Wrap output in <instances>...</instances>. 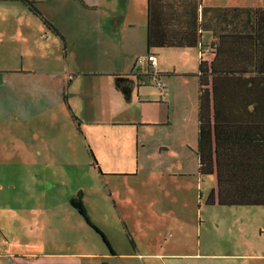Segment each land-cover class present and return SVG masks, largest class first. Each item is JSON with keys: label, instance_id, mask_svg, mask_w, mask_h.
Here are the masks:
<instances>
[{"label": "crops", "instance_id": "1", "mask_svg": "<svg viewBox=\"0 0 264 264\" xmlns=\"http://www.w3.org/2000/svg\"><path fill=\"white\" fill-rule=\"evenodd\" d=\"M35 1L63 39L24 2L0 0V125L19 128L11 133L13 149L21 153L26 143L34 150L28 166L63 167L60 180L48 175L51 187L40 204L64 209H0V264H183L227 256L223 249L203 254L202 240L198 247L195 240L209 221L204 208L219 206L206 204L217 180L200 174L196 152V73L202 48L213 42L212 32L198 30V15L202 7L264 8V0ZM150 6L159 45L152 49ZM149 53L157 56L162 89L141 77L147 62L138 59ZM121 76L133 83H118ZM122 86L132 87L130 97ZM71 176L90 182L72 186L57 204L55 188L68 187ZM37 177L38 170L26 175ZM79 191L115 255L72 207Z\"/></svg>", "mask_w": 264, "mask_h": 264}, {"label": "trees", "instance_id": "2", "mask_svg": "<svg viewBox=\"0 0 264 264\" xmlns=\"http://www.w3.org/2000/svg\"><path fill=\"white\" fill-rule=\"evenodd\" d=\"M19 1L28 5L49 30L63 39L35 0ZM151 8L148 43L152 49L159 45L153 43ZM198 18V30L213 34V42L202 48L196 73L199 77L196 148L199 172L214 174L217 180V188L206 197V204L264 206V8L202 7ZM206 54L211 58L207 59ZM153 72L147 62L146 73L141 77L146 76L149 83L157 85ZM158 81L163 84L160 75ZM74 118L80 126V120ZM93 161L97 165L96 158ZM71 204L115 255L105 233L90 218L82 191L72 198ZM124 228L135 247L132 234Z\"/></svg>", "mask_w": 264, "mask_h": 264}, {"label": "rangeland", "instance_id": "3", "mask_svg": "<svg viewBox=\"0 0 264 264\" xmlns=\"http://www.w3.org/2000/svg\"><path fill=\"white\" fill-rule=\"evenodd\" d=\"M11 129L9 130L6 124L0 125V155L4 149L0 161L13 153L16 154L15 158L8 159L3 165H0V186H2V189L0 188V209H6L8 206H15L16 209H64V206L61 204L58 207L52 206L51 208L45 207L42 203L40 204L43 201V195L48 196L49 188L51 187L48 175L52 173L60 180V172L63 167L57 169L59 167L55 164L53 166H28L24 160H29L33 157L34 150L26 143L21 153H18V150H14L13 145L15 140L11 136V133L19 128ZM52 152L54 155H50L49 159L57 162V157L59 156L55 155V151ZM43 168L47 170V173L39 175V171ZM65 168L69 169L67 166ZM35 170H38V177L35 180L26 179V175L34 173ZM19 174L20 180L18 178ZM71 177L72 180L67 183L68 187L62 186L61 190L59 189L61 184H59L55 188V190H59V196L57 199L55 198L57 204L63 201V196L66 193L68 194V189L72 186L90 182V180L81 182L77 178ZM88 191L91 193L92 188L90 187ZM37 198L39 203L38 208L32 206V203L36 202ZM72 207L76 209L73 205ZM204 209H209L207 210L208 214H206L209 221L204 223L202 235H196L197 247L199 246L198 241L200 238L202 240L203 254L208 250L218 252L216 251L217 249H223L221 252L228 255L223 258L196 256L195 258L187 259L183 264H264V206L219 205ZM239 210L248 212L238 213L237 211ZM41 230V227H36L33 232L34 238L40 240ZM205 233H207V243H205ZM247 254H257L261 255V257L255 260L251 258H238L240 255ZM172 263L182 264L179 262ZM113 264H118V262L114 261Z\"/></svg>", "mask_w": 264, "mask_h": 264}, {"label": "built area", "instance_id": "4", "mask_svg": "<svg viewBox=\"0 0 264 264\" xmlns=\"http://www.w3.org/2000/svg\"><path fill=\"white\" fill-rule=\"evenodd\" d=\"M148 62V64H150L151 68L154 70L153 72V81L157 82L158 87H160L161 89L164 88V85L158 81V76H159V72L157 70L158 67V59L156 54L151 53L148 54L146 57L140 56L139 57V62L140 63H144V62Z\"/></svg>", "mask_w": 264, "mask_h": 264}, {"label": "water", "instance_id": "5", "mask_svg": "<svg viewBox=\"0 0 264 264\" xmlns=\"http://www.w3.org/2000/svg\"><path fill=\"white\" fill-rule=\"evenodd\" d=\"M117 80H118V83H121V82L122 83H125L127 81H131L133 83V81L130 78L125 77V76L118 77ZM122 87H123V90H124V93L126 94V96L127 97H130L131 96V92H132V87H130L129 89H127L124 86H122Z\"/></svg>", "mask_w": 264, "mask_h": 264}]
</instances>
